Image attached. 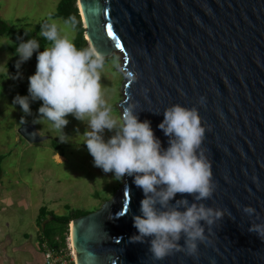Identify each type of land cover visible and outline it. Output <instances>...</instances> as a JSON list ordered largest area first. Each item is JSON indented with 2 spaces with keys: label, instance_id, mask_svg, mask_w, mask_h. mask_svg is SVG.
Instances as JSON below:
<instances>
[{
  "label": "water",
  "instance_id": "95a60500",
  "mask_svg": "<svg viewBox=\"0 0 264 264\" xmlns=\"http://www.w3.org/2000/svg\"><path fill=\"white\" fill-rule=\"evenodd\" d=\"M77 8L89 47L105 59L123 56L120 107L136 105L163 148V111L174 104L198 109L210 129L202 147L216 184L202 202L225 216L198 243L197 256L154 260L147 243L130 242L144 195L125 175L110 201L70 223L75 264H264V238L248 231L260 221L242 211L251 206L264 218V0H78ZM18 134L29 144L45 140L32 125ZM181 198L193 202L177 193L173 203Z\"/></svg>",
  "mask_w": 264,
  "mask_h": 264
},
{
  "label": "clouds",
  "instance_id": "9594fccd",
  "mask_svg": "<svg viewBox=\"0 0 264 264\" xmlns=\"http://www.w3.org/2000/svg\"><path fill=\"white\" fill-rule=\"evenodd\" d=\"M64 23L75 29L78 22L75 16H69ZM40 35L51 42L43 51H38L36 39L18 37L16 69L34 52L37 63L35 73L28 77L29 95L17 94L13 105L31 115L30 101H42L37 120H47L60 133L57 138L61 143L69 139L63 132L69 114L79 121L87 119L84 145L94 166L113 173L116 181L125 175L132 177L143 192L140 214L132 218L138 234L131 236L130 242L147 243L157 261L174 252L197 256L198 243L208 241L212 226L225 216L224 210L202 202L212 196L216 184L211 161L202 147L205 132L210 129L202 124L198 109L174 104L163 111L164 119L157 125L168 137V147L163 148L151 122L139 120L136 105L124 107L119 120L112 116L100 83L103 54L93 47L78 49L67 36L60 35L55 22L43 24ZM113 63L119 68L118 58ZM127 75L133 77L131 72ZM20 76L17 71L13 78ZM200 100L203 103L204 97ZM20 122H25L24 117ZM105 130L112 133L107 139ZM177 193L192 195L193 202L181 198L173 203ZM242 211L260 221L250 223L248 231L264 238V218L251 206Z\"/></svg>",
  "mask_w": 264,
  "mask_h": 264
},
{
  "label": "rangeland",
  "instance_id": "374dc122",
  "mask_svg": "<svg viewBox=\"0 0 264 264\" xmlns=\"http://www.w3.org/2000/svg\"><path fill=\"white\" fill-rule=\"evenodd\" d=\"M59 2L0 0V18L13 31L33 30L38 25L55 22L60 35L74 41L76 33L72 28L61 19H51ZM17 44L12 37L0 35V154L4 155L0 166V264H43L48 244L43 247L39 244L40 208L57 216L77 210L94 212L114 197L125 176L116 181L113 173H104L94 166L93 157L84 145L87 119L79 121L69 114L66 117L69 123L63 129L69 139L61 143L57 138L60 133L47 120H37L42 101H30L31 115L24 114L19 105H13L17 94L29 95L28 77L35 73L37 63L29 59L17 70L18 56L14 50ZM116 58L119 68L113 63ZM107 59L100 71V83L112 116L119 120L126 81L123 56L114 52ZM17 71L21 76L14 79ZM21 117L24 123L20 122ZM28 125L34 126L45 140L34 144L25 141L18 129ZM111 134L105 130V139ZM69 237L68 233L66 247L61 248L65 259L70 254Z\"/></svg>",
  "mask_w": 264,
  "mask_h": 264
},
{
  "label": "trees",
  "instance_id": "16d2710c",
  "mask_svg": "<svg viewBox=\"0 0 264 264\" xmlns=\"http://www.w3.org/2000/svg\"><path fill=\"white\" fill-rule=\"evenodd\" d=\"M76 4L77 0H60L56 11L51 15V19H61L64 22L69 16H75L78 23L75 29H73L76 33L73 43L78 49L87 48V42L84 37L85 30L83 28ZM41 26L42 25H38L33 30L24 29L19 31H13L0 18V35L10 36L15 39L18 43V37L23 38L24 40L34 38L40 44V49L38 51H43L44 48L51 46V42L40 35ZM17 45L14 47V50H16ZM30 60L33 62H37L35 52L33 53V56ZM107 60L108 59H105V64ZM3 160L4 155L0 154V166ZM89 213H91V211L77 210L73 211L72 213H69V215L67 216H57L53 212L47 211L46 208H40L39 215L37 218V225L40 227L41 231V234L39 235V244H41V247H43L44 244H48L47 247L55 249H61L62 247H66L70 223L74 219L87 215ZM48 217H50V220L47 221Z\"/></svg>",
  "mask_w": 264,
  "mask_h": 264
},
{
  "label": "built area",
  "instance_id": "2783aa9c",
  "mask_svg": "<svg viewBox=\"0 0 264 264\" xmlns=\"http://www.w3.org/2000/svg\"><path fill=\"white\" fill-rule=\"evenodd\" d=\"M68 250H70L69 258L65 259L62 255L63 249L45 248L43 264H75V257L70 243Z\"/></svg>",
  "mask_w": 264,
  "mask_h": 264
},
{
  "label": "snow or ice",
  "instance_id": "6c2138e0",
  "mask_svg": "<svg viewBox=\"0 0 264 264\" xmlns=\"http://www.w3.org/2000/svg\"><path fill=\"white\" fill-rule=\"evenodd\" d=\"M113 35H114V34H113V32H112V29H111V27L109 26V28H108V36H109V37H113ZM115 47H117V48H120V47H121L119 41L116 42Z\"/></svg>",
  "mask_w": 264,
  "mask_h": 264
},
{
  "label": "bare ground",
  "instance_id": "6f19581e",
  "mask_svg": "<svg viewBox=\"0 0 264 264\" xmlns=\"http://www.w3.org/2000/svg\"><path fill=\"white\" fill-rule=\"evenodd\" d=\"M69 240H70V237H69ZM70 245H71V247H72L73 254H74V257H75V250H74V248H73V246H72L71 240H70Z\"/></svg>",
  "mask_w": 264,
  "mask_h": 264
},
{
  "label": "crops",
  "instance_id": "0c3cea01",
  "mask_svg": "<svg viewBox=\"0 0 264 264\" xmlns=\"http://www.w3.org/2000/svg\"><path fill=\"white\" fill-rule=\"evenodd\" d=\"M37 262H38V260H37ZM34 263V262H33ZM33 263H31V264H33ZM41 264H42V262H41Z\"/></svg>",
  "mask_w": 264,
  "mask_h": 264
}]
</instances>
